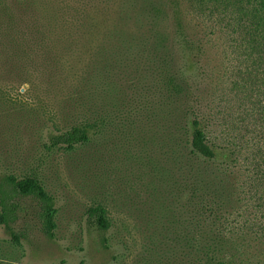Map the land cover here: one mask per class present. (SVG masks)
I'll use <instances>...</instances> for the list:
<instances>
[{
	"label": "rangeland",
	"instance_id": "1",
	"mask_svg": "<svg viewBox=\"0 0 264 264\" xmlns=\"http://www.w3.org/2000/svg\"><path fill=\"white\" fill-rule=\"evenodd\" d=\"M260 1L60 0L58 22L76 30L53 53L77 69H43L30 9L12 30L0 15V177L38 178L56 211L48 238L21 200L11 227L23 237L0 223V264H264ZM99 42L175 69H79ZM195 117L213 159L190 151ZM84 120L87 142L51 146ZM95 206L107 229L91 223Z\"/></svg>",
	"mask_w": 264,
	"mask_h": 264
},
{
	"label": "trees",
	"instance_id": "2",
	"mask_svg": "<svg viewBox=\"0 0 264 264\" xmlns=\"http://www.w3.org/2000/svg\"><path fill=\"white\" fill-rule=\"evenodd\" d=\"M60 4V0H0V15H5L10 23L8 27L10 30L14 25L15 9H17L16 12L20 9H30L31 18L40 21L38 24L33 21L32 25L33 33L38 34L40 38V45H44L43 69H77L67 59L65 60L64 57L53 53L58 52L60 48L63 51L67 50L68 47H65L62 41L67 37H73L74 30H76V26L74 24L72 26V21L67 23H64L65 21L58 22ZM258 7L260 8L255 9L256 12L263 11V14L256 20L254 28L262 31L260 29H264V0L260 1ZM63 24H65V28L62 27ZM62 28L64 29L59 34V29ZM2 30L6 33L3 37L13 38L8 30ZM34 40L36 41V38ZM160 47L161 41L154 39L151 49L156 50ZM111 49L114 48L105 47L103 43L99 42L89 50L88 62L81 65L79 69H175L173 59L165 55L154 53L145 57H134L129 55L125 49H120L123 53L116 54L115 52L118 50ZM263 61L264 58H261L257 62ZM191 126L192 131L189 141L191 153L205 159H213L216 156L215 149L208 142L197 117L191 120ZM88 132L89 125L87 121H80V123L73 125L62 133L52 135L50 138L51 146L65 145L68 149H72L77 144L88 141ZM195 176L203 179L217 177L214 172L206 173L205 170H197ZM27 198L33 201L37 207L35 216L40 223L41 232L48 238L53 237L56 213L53 198L46 192L38 178L29 175L17 177L7 174L0 177V223L4 224L11 239L16 244L19 243L23 235L15 232L11 227V223L17 219L19 202ZM88 214L92 219L91 223L97 228L107 229L109 227L105 208L101 206L91 207Z\"/></svg>",
	"mask_w": 264,
	"mask_h": 264
}]
</instances>
